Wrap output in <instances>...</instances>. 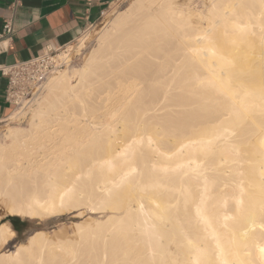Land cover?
Masks as SVG:
<instances>
[{
	"label": "bare ground",
	"instance_id": "bare-ground-1",
	"mask_svg": "<svg viewBox=\"0 0 264 264\" xmlns=\"http://www.w3.org/2000/svg\"><path fill=\"white\" fill-rule=\"evenodd\" d=\"M31 113L1 136L0 202L123 217L0 264H264V0H134Z\"/></svg>",
	"mask_w": 264,
	"mask_h": 264
},
{
	"label": "rangeland",
	"instance_id": "rangeland-1",
	"mask_svg": "<svg viewBox=\"0 0 264 264\" xmlns=\"http://www.w3.org/2000/svg\"><path fill=\"white\" fill-rule=\"evenodd\" d=\"M133 2L134 0H115L112 4L107 6L106 9L103 11V14L101 15L100 19L96 23L90 25L78 40L68 46L67 49L70 52V63L68 66L64 67L60 71L71 72L73 69H77L83 66L91 52H93L97 48L99 37L109 28L116 14L130 7ZM191 8H194L192 6V3ZM82 38L84 39L82 42H80V39ZM71 81L73 84L75 83L74 79H72ZM44 94L45 92L42 94V96ZM39 100H37L29 108H20L21 110H23V113H21L17 118H12V116H10L8 119L0 123V142H5V140L1 136H3V133L7 128L17 127L23 130H28L30 128L29 124L31 122V112L32 110H34L35 105L37 104V102H39ZM103 111L100 110L97 112L98 114L95 113L96 117L103 114ZM80 120H85V118L81 117ZM72 133L75 137H78L81 132L75 128L74 130H72ZM32 194H34V191L28 190L21 197L28 198L25 197V195ZM4 201L5 202H0V223L10 226V229L14 232L12 235L8 234L7 242L5 244H0V246L3 244L0 247V253L5 254H14L18 246L28 245L29 238L32 235L37 232H42L46 235L45 237L48 238V241L52 242L50 248L55 249L50 250L52 253H59L58 255L61 254L62 258H69V256L66 255L65 249H63V247H66L67 245L69 246L70 240L72 242L78 241L77 230L79 226H83L84 228H86L87 226L94 227L96 225L95 222L103 223L108 217H123V211H92L88 207L84 206L79 207L77 209L64 208V211L61 210L58 212L29 213L20 210L19 212L11 213L10 201L8 199H5ZM78 213H82V215L76 217ZM12 217L18 218L19 221L16 223V227L17 229H19V231L14 229L13 223L10 220V218ZM96 227L99 228L98 225H96ZM59 244L60 246L62 245V249L61 247H59ZM81 245L82 244H80V246ZM32 246L33 247H30L29 249L30 253L35 252V250L38 248V244L35 243ZM62 251L63 254L61 253ZM11 263H14V261H11Z\"/></svg>",
	"mask_w": 264,
	"mask_h": 264
},
{
	"label": "crops",
	"instance_id": "crops-1",
	"mask_svg": "<svg viewBox=\"0 0 264 264\" xmlns=\"http://www.w3.org/2000/svg\"><path fill=\"white\" fill-rule=\"evenodd\" d=\"M0 0V31L12 19L14 34L0 41V67L14 65L58 49L76 40L96 23L115 0ZM7 79L0 75V123L13 114L4 99Z\"/></svg>",
	"mask_w": 264,
	"mask_h": 264
},
{
	"label": "built area",
	"instance_id": "built-area-1",
	"mask_svg": "<svg viewBox=\"0 0 264 264\" xmlns=\"http://www.w3.org/2000/svg\"><path fill=\"white\" fill-rule=\"evenodd\" d=\"M17 5L18 1L15 0L11 5L12 11ZM13 34L12 19L5 20L0 31V41L11 39ZM69 45L58 49L46 48L38 57L0 67V75L7 79L4 99L14 107L13 113L20 108H29L39 100L52 76L69 65Z\"/></svg>",
	"mask_w": 264,
	"mask_h": 264
},
{
	"label": "trees",
	"instance_id": "trees-1",
	"mask_svg": "<svg viewBox=\"0 0 264 264\" xmlns=\"http://www.w3.org/2000/svg\"><path fill=\"white\" fill-rule=\"evenodd\" d=\"M10 220L13 223L14 229L19 231V229H17V227H16V223L19 221L18 218L12 217V218H10Z\"/></svg>",
	"mask_w": 264,
	"mask_h": 264
}]
</instances>
